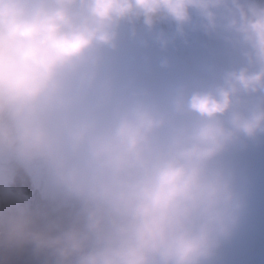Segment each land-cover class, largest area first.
I'll return each instance as SVG.
<instances>
[{
	"label": "clouds",
	"instance_id": "clouds-1",
	"mask_svg": "<svg viewBox=\"0 0 264 264\" xmlns=\"http://www.w3.org/2000/svg\"><path fill=\"white\" fill-rule=\"evenodd\" d=\"M261 141L264 0H0V248L221 264Z\"/></svg>",
	"mask_w": 264,
	"mask_h": 264
},
{
	"label": "rangeland",
	"instance_id": "rangeland-1",
	"mask_svg": "<svg viewBox=\"0 0 264 264\" xmlns=\"http://www.w3.org/2000/svg\"><path fill=\"white\" fill-rule=\"evenodd\" d=\"M244 152L245 151L240 152V153H244ZM240 153H238L235 157L237 165H238ZM254 154H256L255 156L256 159L254 158L252 160L249 159L245 161V165L243 169L245 170L247 169V167H249V169L246 171L247 176H245L247 179V189H251L254 191V193L257 195L256 198L258 199V202L260 201V204L262 205V207H264V141H261L260 145H257V147H255ZM258 167H260L259 171L255 174L254 170ZM249 175L253 176V178H250ZM31 194H34V193H31ZM254 201L255 200L253 201L249 200V208L246 214V217L251 220L257 219L253 217L254 215L252 213V206L254 205ZM240 241H241V238L238 237V234H236L233 240L223 248L222 252L225 253L227 250H229L233 246L232 245L233 243L236 244V246L239 248Z\"/></svg>",
	"mask_w": 264,
	"mask_h": 264
},
{
	"label": "trees",
	"instance_id": "trees-1",
	"mask_svg": "<svg viewBox=\"0 0 264 264\" xmlns=\"http://www.w3.org/2000/svg\"><path fill=\"white\" fill-rule=\"evenodd\" d=\"M256 145L257 144L251 145L250 148L244 152L240 160L241 167L243 166V161L255 158V154H251L250 157H246V154L248 152L253 153ZM240 170L244 174L243 169L240 168ZM15 190L24 195L31 194L30 187L23 182L18 183ZM33 195L37 198L36 203L43 206L44 202L40 200L39 193H34ZM53 215H55V213H53ZM0 264H52V260L47 254L37 255L31 246H26L23 249L12 250L0 248Z\"/></svg>",
	"mask_w": 264,
	"mask_h": 264
}]
</instances>
